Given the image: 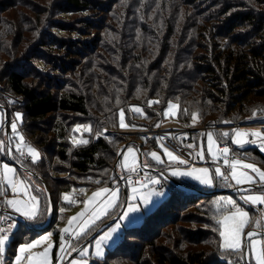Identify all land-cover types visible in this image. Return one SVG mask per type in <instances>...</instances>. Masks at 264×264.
<instances>
[{
  "label": "trees",
  "instance_id": "obj_1",
  "mask_svg": "<svg viewBox=\"0 0 264 264\" xmlns=\"http://www.w3.org/2000/svg\"><path fill=\"white\" fill-rule=\"evenodd\" d=\"M159 2L150 17L146 12ZM12 5L11 0L0 1V9L5 11ZM52 8L51 29L44 34V40L38 38L39 43L27 53V62L16 60L7 66L4 75L8 91L22 99L17 106V111L24 113L21 129L51 158V178L44 159L23 166L42 178L38 180L50 190L54 203H60L59 208L69 211L76 207V203L63 201V195L80 186L86 193L94 192L101 187L111 188L112 177L119 180L120 171L118 166L117 171L115 168L119 149L130 139V135L119 132L120 109H124L128 124L136 126L140 122L154 129L173 101L179 105L181 122H190L193 114H198L203 121L214 124L223 145L231 144L233 138L232 133L223 138V130L264 115V0H62ZM36 9L42 13L39 6ZM55 12L60 17L79 15L70 24L67 19L54 21ZM193 27L195 37L188 39ZM58 32H67L68 36L59 38L54 35ZM153 53L159 56L149 61L148 55ZM46 61L51 74L42 67ZM95 61L102 69L98 78L93 71ZM149 100L159 103L149 107ZM133 105L143 107L145 117L129 111ZM41 124L46 131L39 128ZM77 125L92 127L89 143L73 144ZM98 132H103L99 138ZM144 146L152 150L158 144L151 136ZM234 151L243 152V158L264 168V153L259 148ZM218 180L217 187L210 190L178 182L203 193L233 188V184ZM166 183L169 198L146 215L140 227L126 228L118 247L97 264H110L114 256L124 252L131 235L144 237L149 243L138 256L135 245L129 251L134 264H226L232 259L221 252L219 234L213 231L215 194L192 195ZM58 195L60 199H55ZM81 196L84 194L78 201H82ZM177 205H182L183 210L180 208L181 217L177 215L176 222L190 221L185 224L196 228L191 227L176 240L169 233L167 240H174L171 247L157 244L156 235L147 236L150 229L154 224L160 228L163 221L172 223ZM190 209H199L201 214L182 215ZM250 211L257 215V210ZM60 216L55 207L51 224L55 229L54 257L62 234ZM44 217L42 214L36 222ZM110 220L105 218L100 227ZM96 230L79 240L78 245Z\"/></svg>",
  "mask_w": 264,
  "mask_h": 264
},
{
  "label": "snow or ice",
  "instance_id": "obj_2",
  "mask_svg": "<svg viewBox=\"0 0 264 264\" xmlns=\"http://www.w3.org/2000/svg\"><path fill=\"white\" fill-rule=\"evenodd\" d=\"M158 103L159 100H149L148 106L151 107L153 104ZM178 108V104L169 102L163 115L165 117L170 115L175 116L174 110ZM129 111L145 116L143 109L140 107L133 106ZM184 112H187V109H184ZM15 115L16 119L10 125L11 135L8 137V140L0 139V154H12V143L13 138H15V153H18L20 157H30L31 163L35 164L40 160V153L36 148L26 143L25 137L18 131L17 122H22V115L20 113H16ZM118 115L119 126L121 128L129 129L136 127L125 122L124 109H120ZM255 116L256 110L253 111V117ZM197 119L198 114H193V122ZM2 120L3 118L0 117V130L3 129ZM223 123L227 124L230 122L224 121ZM159 126L157 125V127ZM73 132H88L91 134L92 127L90 125H77L73 129ZM233 134L234 139H232V143L240 148L253 142L248 139L249 136L264 141V133L259 131L248 133L240 129H233ZM101 135H103V132H98L97 138ZM199 135L201 137L206 136V147L203 141H201L199 146L194 143H187L184 146L194 150V154L189 153L188 155L192 157V160L199 158L203 161L205 160V152H207L216 167L209 169L208 167L197 168L191 166L187 170L177 167L171 171V175L190 178L208 187L214 186L216 177L221 178L222 181L229 184L234 181L235 185L238 186H258L260 189L258 192L254 191L253 187L238 189V191L247 193L240 196V201H242L243 205H247L249 209L257 210V215L253 216L250 210L242 207L232 197H221L215 202L216 215L212 218L216 225L213 231L218 232L220 238L219 249L222 253H226L229 257H232V259L227 260L226 264H264V170H261L254 164L244 163L234 156L230 157L232 150L227 146L221 147L213 131H208L206 134L200 133ZM220 135L223 138H228L230 133L224 131ZM185 138L186 134L182 137H172L174 140L179 139L181 143H183ZM105 139H108V137H105ZM143 139L147 142L148 138ZM165 139V136L156 138L158 146L162 150V155L160 152L154 150L144 154V156L150 157L157 165L166 163L164 157H167L169 165H188L189 161L177 155L175 150L164 143ZM72 142L77 145L89 143L87 139H77L75 136ZM261 150L264 151V147ZM118 155H122L118 169L127 173V175L121 174L120 179L124 180L126 185L130 187L131 195L125 201H121V187L119 186V180L115 177H112V182L116 186L111 188L101 187L86 200L78 201L71 195L64 194L63 200L69 205L83 203L84 207L76 216L70 217L67 220V226L61 230L59 252L63 255L58 258L59 264H64L65 258L70 257L72 252H77L80 257H87L89 255L88 247L77 248L72 241H79L86 237L90 231L99 228L100 222L104 221L105 218L112 219L118 216L120 221L128 220L130 214L139 213L142 206L146 210H150L148 206L152 204V198L163 195L162 192L150 187V185H159L161 180L157 177L149 176L146 169L151 168L152 165L149 164L147 159H140V153L136 147L128 146L126 149H122ZM13 158L15 159V157ZM221 160L223 166L228 171L222 170L220 165ZM133 175H135L136 179H133ZM161 175H164L163 171H161ZM94 183L100 184V180H95ZM33 187L25 179L19 178L15 167L7 163L0 165V197H3V201L0 202V209H11L13 213L25 221H37L42 213L40 210V199L34 194V191L46 192V189L36 186L33 191ZM9 191L11 193L10 196ZM73 191L77 190L74 189ZM79 192L86 194L85 189H79ZM48 203L50 204V201ZM60 211L64 212L66 209L61 208ZM9 220H11V217L0 215V223ZM15 227L14 221L8 223L7 227L0 226V256L5 252L6 245L9 242V234ZM250 227L251 230L246 231ZM119 228L120 223H116L114 226H110L102 231V234L94 242V254L96 257L103 258L104 246L113 240V236ZM50 239L51 234H48L41 239L20 245L18 254L14 258V264H52L50 256L52 244H48V247L41 252H33V249L42 243L48 242ZM0 264H4L3 259H0ZM68 264H88V261L71 258L68 259Z\"/></svg>",
  "mask_w": 264,
  "mask_h": 264
},
{
  "label": "rangeland",
  "instance_id": "obj_3",
  "mask_svg": "<svg viewBox=\"0 0 264 264\" xmlns=\"http://www.w3.org/2000/svg\"><path fill=\"white\" fill-rule=\"evenodd\" d=\"M9 1L10 0H8V2ZM58 1H62V0H15V1L11 0V2H13V5L8 7L6 11L3 10V9H0V105H2V106L7 108L8 114L10 112V116H9V131H10V135H11L10 125L16 119V115L15 114L16 113H20L22 115V121H23L24 113L22 111H17L18 110L17 106H18V104L21 103L22 99H21V97L14 96L13 94H11L8 91V88H7V85H6V82H5L4 72L7 69V66L8 65H12L13 62H15L16 60L17 61H21V62H27V57L29 55V54H27L28 51L34 45L39 43L38 42L39 40H41V41L44 40V34L49 30V28L51 29V19H52L51 18V16H52L51 13H53V12H51L52 9H53L52 5L54 3H56V2H58ZM159 5H160V2L157 3V5L155 6L154 9H152L149 12H146V13H148V15L150 17L154 16V14L156 13V10L158 9ZM37 6L40 7L39 10L42 13L35 12V10H37L36 9ZM57 13L58 12H55L54 15H53V17L55 18L54 21H56V19H67L68 20L67 23H70V24L75 22L77 20L75 17L77 15H79L78 13H76L74 15L71 14L70 17H67V16L60 17V15H57ZM83 17L85 18V16H83ZM83 17H79V19L83 18ZM90 17L91 16H89V18ZM80 26H81V24H80ZM195 31H196V28H194V27L189 30L188 39H191V38L195 37ZM54 35L59 37V38H61V37L65 38V37L68 36V33L65 32L63 35H60V33L58 32V34L54 33ZM38 38H39V40H38ZM22 56H23V58H22ZM158 56H159L158 53L149 54L148 55L149 61H152L153 60L152 58L156 59ZM39 57H37V58H39ZM41 57H43V56H41ZM37 60L38 59L35 58L34 62L36 63ZM43 64H44V66H42L41 64L40 65L42 67H44V69L49 71V73L51 74L52 71H51V69H49L48 62L46 61V63H43ZM93 68H94L93 69L94 73L96 75H98V76H96L94 73L93 74H94V76L96 78H98L100 76V73H102V69L98 67V61H95ZM29 81H32V80H29ZM33 82L36 84L38 81L35 80ZM15 103H17V105H15ZM171 103L177 104V103H175L173 101H171ZM133 106L142 108L143 112L145 113L143 107H141L139 105H133ZM133 106H131V107H133ZM166 109H167V107H166ZM166 109H165V111H166ZM174 111L176 113L175 116H171L170 115L168 117H165L163 115L164 120L163 119L160 120V122L157 124V125H160L159 127L156 126V128H154V129L148 128L149 131H154L152 137L155 140H156L157 137H160V136L157 135V131L159 129L167 130V129H175L177 127L176 122H178V115L177 114H178L179 108L174 110ZM134 114H136V113H134ZM0 117L3 118V120H2L3 129H5V127H4L5 126V114H4V112L1 109H0ZM142 117H145V116H142ZM252 120L253 121L248 122L247 124H241V126H239V127H238V125H236V126H233V128H227L225 130L228 131L229 133L233 134V129H235V127H238L236 129H240L241 131L248 132V133L257 132V131H259L261 133H264V115L263 116H258L257 119H252ZM125 122L128 124L127 119H126V115H125ZM17 123H18V131L25 137L26 143L30 144L31 146H33L34 148H36L39 151L40 160L44 159L46 161V170L49 173V178H51V163H50L51 158L49 157V155H47V153H44L43 150L38 145H36L34 143V141L31 138H29L28 135L21 129L22 122H17ZM181 123H183V122H181ZM189 123L193 127L194 126L196 127V125H199V124L203 123L204 125H206V127L211 128V129L213 128L214 130H216V127L214 126V124H210V122H208V121L207 122L203 121V119L199 115H198V119L195 122H193V117H192V120ZM41 126L42 127H39V128L40 129L42 128L44 131H46L44 129L46 126L43 125V124H41ZM138 126H144L145 127L144 123H140V122H139V124L137 123L136 127H138ZM118 127H119V130H120L119 132H121V131H124V132L126 131L127 132V130H128V129H125V128H121L120 126H118ZM3 129L0 130V139H3L5 141H7L6 131L3 130ZM77 133L78 134H76V133L74 134V136L77 139H80V138L88 139L89 138L88 132H82V133L81 132H77ZM37 135L39 136V138L42 137L40 132ZM92 138H94V137H91V139ZM233 139H234V134H233ZM248 139L250 141H253V142L246 144L243 148L257 147V148H259L261 150V148L264 147V141H262L261 139H257L256 137H252V136H249ZM131 140L132 139L130 138L129 141H131ZM176 140H177V142L179 143L180 146L185 148V146L183 144H181L178 139H176ZM124 144L125 143L121 144L120 149L122 148V146ZM227 145L231 147L232 155L234 157H236V156L237 157H241L242 156L243 152L234 151V148H233V147H235V148H240V147H237V145H235V144H233V147L231 145H229V144H227ZM12 149H13V151H12L11 156H12V158L15 157V159L13 158V160H15L16 162L20 163L21 165L24 164L25 166H28V163L31 161V158L27 157V160H26V159H24V157H20L19 154L15 153V151H14V149H15V138H13ZM120 149H119V152H120ZM155 151L160 152L161 155H162V150L159 148V146H157V149ZM262 152L264 153V151H262ZM191 153H192V151H191ZM176 154L177 155H179V154L184 155L183 153H178V152H176ZM0 157L3 159V160H0V165H2L3 163H7L10 166L15 167L17 169V173H18L19 178L20 179H25L26 181H28L29 183H31L34 186L33 187V191H34L36 186L40 187L41 189H46L45 185H43V183H41L38 180V178L30 175L29 173H27L24 170H23V172H21L16 165L10 163V161H8V159H5V155L0 154ZM6 157H7V155H6ZM164 159H165V161L167 163V157H164ZM187 159L189 160L190 163H195V161L192 160V158L189 157ZM200 161H202V160H200ZM242 162L254 164L256 167L260 168L261 170H264L263 167L255 164L253 162L244 161V160ZM162 165H164V164H162ZM175 166H177V165H175ZM29 175L31 177L30 180H29ZM154 177H157V178L160 179V177H158V176H154ZM119 179H120V176H119ZM220 182L222 184V182H224V181L221 180ZM114 186H116V185H112V187H114ZM119 186L121 187V201H125V199L131 195V190L129 188L127 190V192H128L127 195L126 194L124 195L122 193V190L124 191L123 187L121 185H119ZM150 187L154 188L156 191H160V192L163 193V195H161L159 197H153L152 198V204H150L148 206V208L150 210H146L142 206L141 207V211L139 213L130 214V217H129L128 220L120 221L118 216H117V217L112 218V219H116V221L111 222L107 227L104 228V230H106L108 227L114 226L116 223H120V228L114 234L113 240L108 242V244L104 246V256H103V258L96 257L95 254H94L95 253L94 242L99 237V235L102 234V232L99 233L96 237H94V239L92 241H90L86 245H84V246H87L88 250H89V255L87 257H80L78 255V253H77L72 258H75L77 260L85 259V260L88 261V264H97V262H99L100 260L105 259L106 255H107V253L109 251H112V250L116 249L118 247V244L122 240L123 232H124V230L126 228H130V227H134V226H139L140 227L142 225V222H143L144 218L146 217V215H148L150 212L154 211L158 206H160L171 195L170 191H168L167 189L161 190L160 184L159 185H150ZM247 187H249V186H247ZM79 189H83V187L80 186L78 189H75L77 191H75V192L73 191L69 195H71L74 199H78L79 195H81V192H79ZM218 189H221V188H218ZM92 193L93 192H87L86 194H84L83 197L81 196L82 197V201L86 200L88 197H90L92 195ZM34 194H36L39 197V199H40V210L42 211V214L45 216L42 219L41 222L25 221L22 218L26 222V223H24V222L18 220L17 218H13L11 216L4 215L3 213L0 212V215H4L6 217H11V221L12 222L14 221L16 223V227H18L17 230H12L11 233L9 234V242L6 245V250L3 253V255L0 256V259H3V261H4V264H14V258L18 254V248H19L20 245L28 243V242L36 240V239H41L43 236L48 235V234H51V239L48 242L42 243L37 248L33 249V252H41L45 248L48 247V244H52L53 247L51 248V252H50V256H51V259H52V264H59V259L58 258L61 255H63L62 253L59 252V249H58V251H57L58 255H56L57 256V261L55 263L53 262L54 247H55V239H54V234L53 233H54L55 229L52 228L51 225L50 226H46L47 221H48L49 211L46 212L45 209L47 207L48 208L50 207V204L48 203L49 197L47 195V192H35L34 191ZM191 194L192 195H196V194H198V192H195V193L192 192ZM212 194H215L214 195L215 202L217 200H219L221 197H232L233 199L237 200V203L241 204L243 207H245L246 209L250 210L247 205H243L242 201H240L239 198L241 196V193L236 192V193H231V194H216V193H212ZM10 195H11V193L9 191V196ZM207 195H209V194H207ZM46 197H47V200H46ZM55 199H60V196L59 195L56 196ZM76 204H77L76 207H73L69 211L66 210L64 212H61L60 211L61 208H59L60 207V203L56 202V204H55L56 210L65 219V220H62L61 224H59V228H60V226H61L62 229L65 228L67 226V220L70 217H72V216H76L83 209V207H84L83 203H76ZM180 208L183 210V206L182 205H177L176 209L178 211L174 212L175 214L171 215L173 217V222L172 223H171V221H167V222L163 221L162 222L163 225H161L160 228L157 227V225L154 224V226H152V229H150L149 234H148V232H145L146 234H148L147 236L150 237L152 235H156L157 238L154 241L157 244H160L162 246L164 245L165 247H171V246H173L174 240L179 239L178 237H179V235L181 233H184L185 231H188L189 229H191V227L196 228V226L194 224H191V223L185 224V223L190 222V221L180 220V221L176 222L177 215L181 217V211L182 210ZM8 210L11 211V209H8ZM195 212L197 214H199L201 211H199V209L184 210L182 212V215L183 216H185V215L191 216V215H194ZM60 218H61V216H60ZM56 221H57V217L55 219V222ZM99 228H97V230ZM250 228L246 229V231L251 230ZM92 232L93 231H91L89 233V235ZM169 233L172 234V239H174L173 242H171V239L167 240V238L169 236ZM91 236H89V237H91ZM82 239L80 241H82ZM85 241H83V243ZM72 243L76 247L79 246L78 245L79 244L78 241L73 240ZM147 244H149L148 240H146L144 237L143 238H138L137 236L131 235L127 239V243L125 245L124 252L119 253L116 256H114L113 259L109 263L110 264H134L133 259H131V254L129 253V251L130 250H134L135 247H136L135 255L138 256L140 254L141 248H143V247L146 248ZM134 245H135V247H134ZM194 247L195 248H199L201 246L196 245ZM207 249H211V248H207ZM73 253L74 252H72L71 255ZM144 253H145V251H144ZM147 256H148V254H146L145 257H147ZM148 257L150 258V255ZM68 259H69L68 257L65 258L64 264L68 261ZM66 264H68V262Z\"/></svg>",
  "mask_w": 264,
  "mask_h": 264
},
{
  "label": "crops",
  "instance_id": "obj_4",
  "mask_svg": "<svg viewBox=\"0 0 264 264\" xmlns=\"http://www.w3.org/2000/svg\"><path fill=\"white\" fill-rule=\"evenodd\" d=\"M178 115V114H177ZM163 120H164V118H163ZM192 120V119H191ZM176 124H177V127L175 128V129H167V130H163V131H174L175 132V135H176V137H182V136H185V134H186V138L183 140V143H181V141L179 140V142L181 143V144H183V145H186L187 143H194V144H196L197 146H199V144L201 143V141H203L204 142V144H205V147H206V144H207V141H206V136L205 137H201L199 134L200 133H207L208 131H213V133H214V135H216V132H215V130L212 128H208V127H206V125H204L203 123L202 124H199V125H196V127L194 126H191V124L189 123V122H187V123H181L180 122V120L178 119V122H176ZM180 124V125H179ZM182 124V125H181ZM204 125V126H203ZM236 128H238V127H235V129ZM224 131H226V130H223V132ZM122 133H126V134H128V135H130V138L132 139V140H137L139 143H140V145L142 146V151H143V147H144V151H145V154L146 153H149V152H151V151H154V150H156L157 148H155V149H147L144 145H145V139H143V138H149V137H151V136H153V132L154 131H149L146 127H144V126H138V127H134V128H129L128 130H127V132L125 131H121ZM222 132V133H223ZM76 134H78L77 132H76ZM231 134V133H230ZM80 136V135H79ZM232 137H233V135H231ZM230 136V137H231ZM217 137V136H216ZM218 139V138H217ZM233 139V138H232ZM218 141L220 142V140L218 139ZM165 143V142H164ZM158 144V143H157ZM220 145H221V147H224V146H227V147H229L230 149H231V147L230 146H228V145H223V144H221V142H220ZM229 145H231L232 147H233V143L231 142V144H229ZM129 146H134V147H136L138 150H139V153H140V149H139V147L136 145V144H133V145H129ZM186 149H187V152L186 153H183L184 155H181V154H179V156H181V157H183L184 159H186V160H188L187 158H189V153H191V151H192V153L194 154V150L193 149H189V148H187V147H185ZM234 149H235V147H233ZM238 149H242V148H238ZM198 150V149H197ZM243 156H244V153L242 154V156L241 157H235L236 159H239V160H241V161H248V160H246L245 158H243ZM144 159H147L148 160V162H149V164H155L156 166H157V164L154 162V161H152L151 160V158L150 157H145L144 156V153H143V160ZM189 161V160H188ZM221 164H223V162H222V160H221V162H220V165ZM159 166V169H157L156 168V170H158V171H163V173H164V175L165 176H168V177H170V178H172L173 180H175L176 182H178V180L179 181H185V182H189V183H192V184H195V185H197V186H200V187H204V188H206V189H213V188H215V187H217L216 186V183H218L217 182V178H215V180H214V186H211V187H208V186H204V185H201V184H199L197 181H194V180H192V179H190V178H186V177H177V176H172L171 175V171L174 169V168H177L178 166H175L174 164L173 165H169V164H167V163H165L164 165H158ZM191 166H195V167H197V168H201V167H208L209 169H214L215 167H216V165L215 164H213L212 163V161H211V157L207 154V152H205V160L204 161H200V159L199 158H197L196 160H195V163H190L189 162V164L188 165H181V166H179L178 168H180V169H182V170H187L189 167H191ZM151 169H155V168H153V167H151ZM223 170V169H222ZM120 171V175L121 174H123V175H127V173L126 172H123V170H119ZM247 171V170H246ZM154 176H158V177H160V180H161V183H160V188H161V190H164V189H167L168 191H170V189L168 188V185H167V183L166 182H169L168 181V178L166 179V178H164L161 174H159V173H154L153 174V177ZM221 179V178H220ZM218 181H221V180H218ZM170 183V182H169ZM180 183V182H179ZM224 183V182H223ZM231 184H233V187H235V188H248L247 186H249V185H244V186H238V185H235V183H234V181L233 182H231ZM122 186V185H121ZM123 187V186H122ZM130 187H126V190H128ZM254 191H256V192H258L259 190L258 189H254ZM122 193L125 195V193H124V191L122 190ZM128 193V192H127ZM127 193H126V195H127ZM238 193H241V195H245V194H247L246 192H244L243 193V191H240V192H238ZM77 200V199H76ZM64 201V200H63ZM42 213V212H41ZM40 217V216H39ZM61 218H62V220H65L64 219V217L61 215ZM62 220H60V224L62 223ZM113 220V222L114 221H116V219H112ZM16 224V223H15ZM17 228L18 227H15V228H13L12 230H17ZM60 230H62V228H61V226H60ZM62 233V232H61ZM54 234V233H53ZM59 246H60V244H59ZM57 255H58V253H57ZM57 261V256L56 257H53V262L55 263Z\"/></svg>",
  "mask_w": 264,
  "mask_h": 264
},
{
  "label": "water",
  "instance_id": "obj_5",
  "mask_svg": "<svg viewBox=\"0 0 264 264\" xmlns=\"http://www.w3.org/2000/svg\"><path fill=\"white\" fill-rule=\"evenodd\" d=\"M0 109L4 112L5 114V131H6V135H7V140H8V137L10 136V131H9V114H8V110L6 107L0 105ZM241 126V125H238V127ZM131 144H136L139 149H140V159L143 160V151H142V146L140 145V143L137 141V140H131V141H128L126 142L122 148L120 149V152L122 149H126L129 145ZM121 159H122V155H118V158H117V163H116V171H117V166L118 164L121 162ZM8 160L10 161V163L16 165L19 169L21 170H24L26 171L27 173H29L30 175L38 178L39 180L42 181V178L38 175H36L35 173L31 172L30 170L26 169L23 165H21L20 163L16 162L15 160H13L12 156L11 155H8ZM152 172L154 173H158V170L156 169H150ZM168 178V181L174 185L175 187L179 188V189H182L186 192H198L200 193L201 195H207V194H212V193H216V194H231V193H236V192H240L238 191V188H225V189H219V190H215L214 192H210V193H203L201 191H197L195 189H191L190 187L188 186H185L179 182H176L175 180H173L172 178L166 176V179ZM45 185V184H44ZM249 187H253L254 189H259L258 186H249ZM248 187V188H249ZM45 188H46V192H47V195L49 197V201H50V207H49V216H48V221H47V224L46 226H50L54 220V216H55V203H54V200H53V197H52V194L50 192V190L47 188V186L45 185ZM123 189H124V193L126 194L127 193V190H126V187L123 186ZM0 212L3 213L4 215H7V216H11L13 218H17L18 220L26 223L21 217L17 216L16 214H14L13 212H11L10 210H7V209H0ZM111 222H113V220H111L109 223L101 226L97 231H95V233L89 237L84 243H82L81 245H79L77 248L79 247H83L84 245H86L88 242L92 241L94 239V237H96L99 233H101L105 227H107ZM77 254V252H74L70 257H68L69 259H71L73 256H75ZM68 262V261H67ZM66 262V263H67ZM65 263V264H66Z\"/></svg>",
  "mask_w": 264,
  "mask_h": 264
},
{
  "label": "built area",
  "instance_id": "obj_6",
  "mask_svg": "<svg viewBox=\"0 0 264 264\" xmlns=\"http://www.w3.org/2000/svg\"><path fill=\"white\" fill-rule=\"evenodd\" d=\"M157 135H158V136H165V137H166V139H165V141H164L165 144H167L169 147H171L172 149H174L176 152H178V153H186V152H187V149H185V148H183L182 146H180L176 139H175V140L172 139L173 136L176 137L174 131H163L162 129H159V130L157 131ZM232 156H233V155H232V151H231V153H230V157H232ZM189 157L192 158L191 156H189ZM24 159L27 160V157H24ZM194 161H195V160H194ZM177 166H178V165H177ZM179 166H181V165H179ZM179 166H178V167H179ZM221 167H222V169H223L224 171H228V169H226V168L223 166V164H221ZM146 171L148 172L149 176L153 177V173H152V171H151L150 169H146ZM159 174H161V173H159ZM163 176H164V175H163ZM133 179H136L135 175H133ZM119 184L122 185V186H124V187H128V186L126 185V182H125L124 180L119 179ZM8 223H11V221H10V220H9V221H5V222L1 223L0 226L7 227V224H8Z\"/></svg>",
  "mask_w": 264,
  "mask_h": 264
},
{
  "label": "bare ground",
  "instance_id": "obj_7",
  "mask_svg": "<svg viewBox=\"0 0 264 264\" xmlns=\"http://www.w3.org/2000/svg\"><path fill=\"white\" fill-rule=\"evenodd\" d=\"M194 192V191H193ZM190 193H192V192H190Z\"/></svg>",
  "mask_w": 264,
  "mask_h": 264
}]
</instances>
